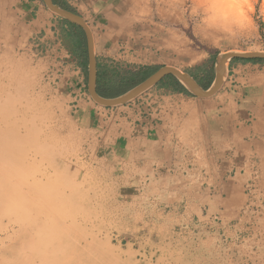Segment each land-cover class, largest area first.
<instances>
[{"label":"rangeland","instance_id":"374dc122","mask_svg":"<svg viewBox=\"0 0 264 264\" xmlns=\"http://www.w3.org/2000/svg\"><path fill=\"white\" fill-rule=\"evenodd\" d=\"M41 1L54 37L33 46L0 35V264H264V209L244 214L237 236L210 230L195 206L190 167H143V156L126 153L111 126L130 120V101L108 107L92 98L83 29L72 35ZM145 2L164 64L194 73L202 85L205 71L214 80L218 54L264 51V0ZM82 51L85 95L95 108L88 119L50 81L62 58L77 66ZM260 70L264 62L231 61L217 92L196 100L233 95L242 76ZM66 237L72 256H60Z\"/></svg>","mask_w":264,"mask_h":264},{"label":"crops","instance_id":"0c3cea01","mask_svg":"<svg viewBox=\"0 0 264 264\" xmlns=\"http://www.w3.org/2000/svg\"><path fill=\"white\" fill-rule=\"evenodd\" d=\"M53 1L69 6L89 25L97 83L110 79L102 75L106 69L131 75L155 72L166 65L167 57L158 50L162 46L155 36L156 26L148 22L145 0ZM61 19L67 30L74 29V23ZM53 21L41 0H0V35L32 40L34 46L36 38L54 37ZM84 58L80 52L77 66L68 61L63 65L66 59L62 58L50 81L76 102V113L88 119L87 115H95V108L85 95ZM250 64L241 68H251ZM169 76L162 81L170 83ZM240 82L231 90L233 95L209 100H196L198 96L173 91L159 82L146 90L151 93L143 97L145 106L137 100L142 94L130 100L125 107L129 121L125 118L122 124L111 126V136L122 142L126 153L143 156V167H190L195 206L204 208L203 221L210 230L230 236L241 231L244 214L250 219L255 207L264 209V71L242 76ZM258 219L264 222V215Z\"/></svg>","mask_w":264,"mask_h":264},{"label":"water","instance_id":"95a60500","mask_svg":"<svg viewBox=\"0 0 264 264\" xmlns=\"http://www.w3.org/2000/svg\"><path fill=\"white\" fill-rule=\"evenodd\" d=\"M47 7L61 16L62 18L80 26L86 36L87 50L89 58V70H88V90L92 98L99 104L112 107L120 104L127 103L134 99L138 95L142 94L151 87L157 85L166 76H174L189 92L198 97H209L213 95L220 88L227 64L235 58L250 59L260 58L264 59V51H227L220 53L216 56L214 62L215 77L213 82L208 88H203L196 78L188 72H184L172 66L164 65L149 75L147 78L139 82L137 85L128 89L124 93L115 97H103L97 91V66L95 61V55L93 50V36L83 18L70 10H67L54 3L53 0H43Z\"/></svg>","mask_w":264,"mask_h":264},{"label":"trees","instance_id":"16d2710c","mask_svg":"<svg viewBox=\"0 0 264 264\" xmlns=\"http://www.w3.org/2000/svg\"><path fill=\"white\" fill-rule=\"evenodd\" d=\"M62 7L65 9H68V10L70 9L69 6L64 5V4ZM74 26L79 27L75 24H74ZM79 28L82 29L81 27H79ZM79 44H80V47L82 49L84 47V42H83L82 38H81V41H79ZM232 61L264 62V59H260V58H250V59L235 58ZM153 72H154V70L153 71L150 70V72H148V73L135 72V73H132L131 75H127V74H122L119 72H114V71L106 69L103 71L102 75L104 77H109L110 79L108 81H105L104 84L101 83L102 79H99V82L97 83V91L103 97L118 96V95L124 93L125 91H127L128 89L132 88L133 86L137 85L139 82H141L142 80L147 78ZM204 73H205V76L203 77V79L204 80L208 79L207 85H202L201 80H199L194 73H191V75H193L196 78V80L198 81V83L201 86H203L204 88H208L212 83V79L208 78L209 74L206 71ZM169 77L171 79L170 83L167 84V83H164L162 81L158 85L170 86L173 91L182 92L186 95H192L191 92H189L174 76L170 75ZM105 86L114 87V90L110 89L111 90L110 93L107 94L102 89ZM116 90L117 91L119 90V93H117Z\"/></svg>","mask_w":264,"mask_h":264},{"label":"bare ground","instance_id":"6f19581e","mask_svg":"<svg viewBox=\"0 0 264 264\" xmlns=\"http://www.w3.org/2000/svg\"><path fill=\"white\" fill-rule=\"evenodd\" d=\"M61 214H56L53 219L56 221H59V219L61 218L60 216ZM63 217H65V214L63 215ZM67 241L63 242L64 243V250L62 252V254L60 256H66V255H70L72 256L71 250H70V245L72 244V242L70 241L69 237H66ZM60 244V243H59ZM66 251V252H65ZM65 252V253H64ZM64 253V254H63ZM70 259H72V257H69ZM69 258H65V260H70ZM49 262V259H48ZM50 263V262H49Z\"/></svg>","mask_w":264,"mask_h":264},{"label":"clouds","instance_id":"9594fccd","mask_svg":"<svg viewBox=\"0 0 264 264\" xmlns=\"http://www.w3.org/2000/svg\"><path fill=\"white\" fill-rule=\"evenodd\" d=\"M236 6L240 7V5H236ZM199 7H201V5H199L198 3H194L193 12L197 13ZM236 26H240V25H236Z\"/></svg>","mask_w":264,"mask_h":264}]
</instances>
